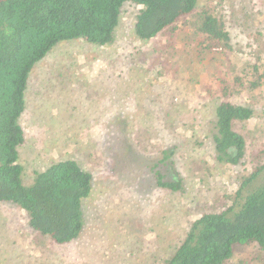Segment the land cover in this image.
<instances>
[{"label":"rangeland","instance_id":"obj_1","mask_svg":"<svg viewBox=\"0 0 264 264\" xmlns=\"http://www.w3.org/2000/svg\"><path fill=\"white\" fill-rule=\"evenodd\" d=\"M203 8L225 23L233 49L193 35L190 15L141 40L140 6L127 2L111 45L63 41L34 67L21 117L24 182L75 159L93 174V192L81 234L66 244L30 227L23 209L0 202V264H166L192 222L220 209L239 177L264 163V83L251 70L255 62L264 70V0H199ZM235 75L232 99L255 113L235 123L247 149L232 168L215 158L209 93ZM165 149L175 150L183 191L155 184ZM163 173L175 171L165 164ZM226 264H264V253L239 244Z\"/></svg>","mask_w":264,"mask_h":264},{"label":"trees","instance_id":"obj_2","mask_svg":"<svg viewBox=\"0 0 264 264\" xmlns=\"http://www.w3.org/2000/svg\"><path fill=\"white\" fill-rule=\"evenodd\" d=\"M127 2L140 6L135 32L141 40H152L190 15L188 27L193 35L206 37L215 47L234 48L225 23L207 8L197 10L199 0H0V202L23 209L30 227L57 244L81 234L93 174L77 160L65 159L36 171L31 183L24 182L20 147L26 136L21 117L30 74L60 42L83 39L111 45ZM261 64L255 62L251 70L264 83ZM239 80L235 75L209 93L216 101L215 158L232 168L243 164L247 149L235 123L255 113L252 106L232 99V82ZM174 154V149L162 151L154 165V179L159 188L178 192L184 190L185 178ZM165 164L174 169L173 177L163 173ZM239 178L230 200L224 196L220 209L196 218L166 264H226L239 244L254 243L264 253V163Z\"/></svg>","mask_w":264,"mask_h":264}]
</instances>
